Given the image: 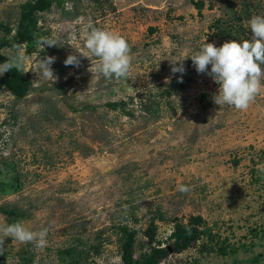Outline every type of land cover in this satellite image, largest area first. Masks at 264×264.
<instances>
[{
	"label": "rangeland",
	"instance_id": "rangeland-1",
	"mask_svg": "<svg viewBox=\"0 0 264 264\" xmlns=\"http://www.w3.org/2000/svg\"><path fill=\"white\" fill-rule=\"evenodd\" d=\"M29 1L0 0L11 29L0 44ZM255 15L264 0H52L32 43L1 47L24 57L30 87L22 98L0 89V225L49 232L42 250L0 234V264H121L118 227L136 231V259L197 215L200 240L162 264H264V88L246 111L220 108L219 86L190 58L182 82L171 72L204 42L250 39ZM89 25L126 39V78L95 70ZM69 54L79 67L65 66ZM46 56L55 81L35 72Z\"/></svg>",
	"mask_w": 264,
	"mask_h": 264
},
{
	"label": "clouds",
	"instance_id": "clouds-1",
	"mask_svg": "<svg viewBox=\"0 0 264 264\" xmlns=\"http://www.w3.org/2000/svg\"><path fill=\"white\" fill-rule=\"evenodd\" d=\"M248 27L251 32L250 39L226 41L219 47L214 43L204 42L194 54L171 62V72L180 73V82H182V75L185 72L183 60L190 58L197 73H206L219 86L212 96L216 105L220 108L227 105L239 111H246L264 88L262 83L264 81V67H262L264 66V16H253L248 21ZM39 42L43 47L57 46L54 38L41 37ZM84 47L91 56L97 58L95 70L104 78L119 80L128 76L131 67V49L122 36L89 25ZM23 59V56L11 57L0 63V75L13 68L22 70ZM54 62L55 57L40 58L35 70L36 74L55 81L56 77L51 67ZM64 64L79 67L80 59L77 55L69 54ZM178 190L187 192L188 188L182 185ZM48 232L47 227L39 231L29 230L19 221L0 225V234L4 238H11L22 244L32 243L41 250L47 246ZM3 244L4 239H0V249Z\"/></svg>",
	"mask_w": 264,
	"mask_h": 264
},
{
	"label": "trees",
	"instance_id": "trees-1",
	"mask_svg": "<svg viewBox=\"0 0 264 264\" xmlns=\"http://www.w3.org/2000/svg\"><path fill=\"white\" fill-rule=\"evenodd\" d=\"M52 0H31L21 6V13L16 26L13 30L12 38H9L8 42L4 41L0 44V49L8 44L21 46L23 44L29 45L32 43L35 33L36 25V13H42L49 9L50 2ZM198 5V11L203 6ZM11 29L8 25L0 27V32L5 34L4 38L10 36ZM8 39V38H7ZM29 48V47H28ZM7 60L3 55L0 54V63H4ZM30 87V82L26 79L24 74L13 68L9 72H5L0 77V89L5 88L16 98H22L26 95ZM111 107L116 105L113 103L108 104ZM2 212L7 213L9 216L14 215L12 210L1 209ZM204 221L201 216H190L186 223L175 221L173 230L168 237L167 246L163 244H156L148 252L142 253L138 258H134V241L136 237V231L131 230L127 226L118 227L120 230L122 239L120 245L121 251V264H162L170 255H177L185 250L194 246L203 235L202 226ZM148 241H154V232L149 230Z\"/></svg>",
	"mask_w": 264,
	"mask_h": 264
}]
</instances>
